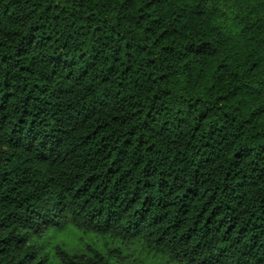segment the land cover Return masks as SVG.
<instances>
[{"label":"trees","instance_id":"obj_1","mask_svg":"<svg viewBox=\"0 0 264 264\" xmlns=\"http://www.w3.org/2000/svg\"><path fill=\"white\" fill-rule=\"evenodd\" d=\"M133 245L264 264V0H0V264Z\"/></svg>","mask_w":264,"mask_h":264},{"label":"rangeland","instance_id":"obj_2","mask_svg":"<svg viewBox=\"0 0 264 264\" xmlns=\"http://www.w3.org/2000/svg\"><path fill=\"white\" fill-rule=\"evenodd\" d=\"M83 236L85 239L90 240L89 236ZM79 237L80 236H78V234L74 232L60 234L51 233V235L47 236L46 241H43V244L50 247L51 249L55 244H63L65 247H74L78 245V243H82V240H79ZM100 240L104 241V239ZM101 246H103V244ZM109 247H113V245L110 244ZM127 250L128 252L133 253L132 258L135 259L136 264H172V262H168L165 257H161L159 254L155 255L153 253H147L146 251L144 253H140V248L136 245L131 246ZM123 252L126 253V250H124Z\"/></svg>","mask_w":264,"mask_h":264}]
</instances>
